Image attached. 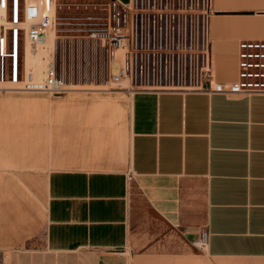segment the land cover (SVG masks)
I'll use <instances>...</instances> for the list:
<instances>
[{"label": "crops", "instance_id": "obj_1", "mask_svg": "<svg viewBox=\"0 0 264 264\" xmlns=\"http://www.w3.org/2000/svg\"><path fill=\"white\" fill-rule=\"evenodd\" d=\"M207 33L213 81H234L238 41L264 38V0H211ZM120 93L124 121L114 103L73 105L108 116L86 122L73 166L47 172L43 250L20 264H264V94ZM153 220L174 233H143ZM201 229L205 250L191 244ZM136 239L153 244L128 258Z\"/></svg>", "mask_w": 264, "mask_h": 264}, {"label": "built area", "instance_id": "obj_2", "mask_svg": "<svg viewBox=\"0 0 264 264\" xmlns=\"http://www.w3.org/2000/svg\"><path fill=\"white\" fill-rule=\"evenodd\" d=\"M112 1L120 11L109 12L104 26L76 36L84 40V51L70 55L59 69L54 27L63 3L34 0L27 4L22 0L21 18L20 0H0V88L59 94L99 82L126 83L129 92L209 89L224 94H264V38L238 41L234 81L215 83L212 73L208 74L212 67L207 33L211 0ZM50 29L52 49L47 54L42 48ZM27 51L43 61L42 67L28 66ZM203 72L206 79L202 82L198 73ZM191 244L205 250L207 232L201 229Z\"/></svg>", "mask_w": 264, "mask_h": 264}, {"label": "rangeland", "instance_id": "obj_3", "mask_svg": "<svg viewBox=\"0 0 264 264\" xmlns=\"http://www.w3.org/2000/svg\"><path fill=\"white\" fill-rule=\"evenodd\" d=\"M59 2L63 5L56 15L54 29L57 38L54 56L60 69L65 67L70 55L84 51V40L81 42L80 36L86 35L89 28L104 26L108 13L113 15L120 9L112 0H59ZM120 2L126 3L128 0ZM22 13L23 2L20 0L21 18ZM209 73L213 75V67L209 68ZM198 78L203 82L206 75L204 72L201 76L198 73ZM194 83L195 76L192 81V84ZM95 84L77 86L83 88L76 90L79 93L65 91L59 94L0 88V111L9 106L16 107L14 104L16 101L12 99L16 96L26 102L27 105L24 104L23 108L28 114L27 122H19L7 132L0 131V264H20L23 261L20 255L43 250L46 174L54 167L73 166L72 145L82 140V133L89 132L90 126L86 122L93 121L95 116H102V120H106L105 117L108 116L104 109L102 112L96 110L97 115L96 113L91 116L87 113L79 115L73 113V105L84 104L98 109V106L102 108L104 105L110 106V103H114L122 107L115 115L117 118L115 120H125L126 95L120 92H129L127 84L102 85L99 82ZM30 97L39 99L37 103H30L28 101ZM27 107L36 108L34 110L36 113L32 114V111L29 114ZM38 111L40 117L37 115ZM56 143L60 144L61 152L63 151L60 160L57 161L51 159V146ZM24 159L30 160L25 162ZM143 233L173 234L174 231L169 226L153 220V224ZM147 244L153 242L134 240L133 249H128L126 256L131 258L129 251L133 254L145 248Z\"/></svg>", "mask_w": 264, "mask_h": 264}, {"label": "bare ground", "instance_id": "obj_4", "mask_svg": "<svg viewBox=\"0 0 264 264\" xmlns=\"http://www.w3.org/2000/svg\"><path fill=\"white\" fill-rule=\"evenodd\" d=\"M33 2H34V0H27V4H30ZM52 40H53V29H50L48 36H47V42H46L47 44H45V46L42 48V50L47 54L49 52H51ZM27 48H28V46H27ZM42 62L43 61L40 58H37L36 56L31 57L29 55V51H27V64H28V66L40 68V67H42ZM120 85H123V84H120ZM69 89H73V90H68L67 92H69V93H71V92L72 93H79L76 90H82L83 88H69ZM94 89H101V88H94ZM83 91H87V90H83ZM87 92H84V93H87ZM13 109H14V106L13 107L9 106L8 108L2 109L0 111V131L1 132H4V131L7 132V130L12 128V126H17L19 124V122L20 123L27 122L28 114H27V112H25V110H23V111L21 110L19 112H16Z\"/></svg>", "mask_w": 264, "mask_h": 264}]
</instances>
